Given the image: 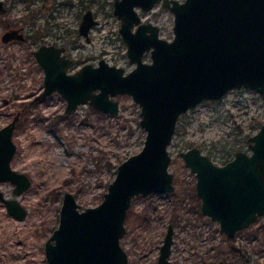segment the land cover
Listing matches in <instances>:
<instances>
[{"label":"rangeland","instance_id":"rangeland-1","mask_svg":"<svg viewBox=\"0 0 264 264\" xmlns=\"http://www.w3.org/2000/svg\"><path fill=\"white\" fill-rule=\"evenodd\" d=\"M3 2L7 14H0V129L20 114L11 168L25 174L31 185L16 197L13 185L0 184L3 196L26 210L25 219L15 221L0 202V264H47L44 244L58 225L63 194L71 193L80 210L99 205L115 177L113 166L142 149L145 133L138 124L139 108L129 96L115 99L119 103L115 117L100 116L87 106L65 115V102L57 94L35 101L42 91L43 73L31 51L43 44L64 46L74 62L70 72L99 60L125 73L134 66L117 34L113 0ZM135 10L141 22L158 27L160 38L172 40L173 17L168 10L159 5L149 12ZM86 11L96 22L88 42L78 35ZM8 28H22L26 41L2 44ZM143 61L149 62L148 54ZM262 124L264 96L254 90L229 91L222 99L202 101L179 117L168 147L174 191L132 199L120 240L127 264H157L169 225L171 264H264V217L228 239L217 223L201 215L195 178L179 157L180 152L197 148L214 164L223 165L226 160L221 155L233 141L242 139L240 151L247 152V138Z\"/></svg>","mask_w":264,"mask_h":264},{"label":"water","instance_id":"water-1","mask_svg":"<svg viewBox=\"0 0 264 264\" xmlns=\"http://www.w3.org/2000/svg\"><path fill=\"white\" fill-rule=\"evenodd\" d=\"M157 4L173 17L170 41L159 37L157 26L142 24L135 10L148 12ZM112 6L118 37L134 66L128 73L104 60L70 72L73 61L64 56L63 47L41 45L31 51L43 73L35 101L57 94L65 102V115L87 106L115 117V99L129 96L139 108L138 124L145 133L142 149L118 165L99 205L80 210L71 193L63 194L58 225L44 244L47 264H127L120 240L132 199L174 191L168 147L179 117L232 90L264 96V0H113ZM3 10L0 0V13ZM95 24L88 11L79 35L88 38ZM24 40L19 30L1 36L2 44ZM146 54L149 62L143 61ZM19 115L0 129V184L13 185L16 197L31 185L25 174L11 168ZM246 148L223 165L214 164L197 148L179 153L195 178L201 215L217 223L228 239L264 217V124L247 138ZM0 202L15 221L25 219L26 210L1 191ZM171 245L169 227L158 264H169Z\"/></svg>","mask_w":264,"mask_h":264},{"label":"flooded vegetation","instance_id":"flooded-vegetation-1","mask_svg":"<svg viewBox=\"0 0 264 264\" xmlns=\"http://www.w3.org/2000/svg\"><path fill=\"white\" fill-rule=\"evenodd\" d=\"M2 2H3V0H1ZM184 1V0H183ZM182 1V2H183ZM179 2V1H178ZM157 5H159L160 6V4H157ZM156 6V5H155ZM154 6V7H155ZM3 7H4V10H3V12H1L0 14L1 15H5V14H7V10L5 9V4H4V2H3ZM153 7V8H154ZM152 8V9H153ZM151 9V10H152ZM150 10V11H151ZM88 11H86L85 13H83V15H82V19H81V22H82V20H83V17H84V15L87 13ZM149 12V11H148ZM92 18H93V16H92ZM80 22V23H81ZM96 23V22H95ZM142 24H144L143 22H141ZM79 26H80V24H79ZM95 26V25H94ZM10 30H19V33H22L23 35H24V33H23V29L22 28H8V29H6V31L5 32H7V31H10ZM78 30H79V27H78ZM91 30V29H90ZM134 30V29H133ZM4 32V33H5ZM90 32V31H89ZM3 33V34H4ZM78 35H79V32H78ZM80 37H83V36H81V35H79ZM88 36H89V33H88ZM24 38H25V35H24ZM84 39H85V41L86 42H88V38H85V37H83ZM26 41V39L24 40V42ZM12 42H16V41H12ZM21 43H23V42H21ZM43 45H45V44H43ZM41 46V45H40ZM53 46H56V45H53ZM39 47V46H38ZM58 47H62V46H58ZM63 48H64V56H66L67 58H70L68 55H67V52H66V48L63 46ZM71 59V58H70ZM73 61V60H72ZM73 64H74V62H73ZM97 64V63H96ZM93 65V64H92ZM95 111V110H94ZM97 112V111H96ZM97 113H99V112H97ZM99 114H101V113H99ZM63 197V196H62ZM62 200V199H61ZM199 200V199H198ZM169 227H171L170 225L167 227V231H168V228ZM172 228V227H171ZM167 231H166V233H167ZM166 233H165V236H166ZM165 236H164V239H165ZM172 237H173V228H172ZM164 239H163V242H164ZM163 242H162V245H163ZM173 242V241H172ZM162 245H161V247H162ZM172 246V245H171ZM161 247L159 248V254H158V258H157V264H158V259H159V256H160V249H161ZM125 252V251H124ZM170 252H171V247H170ZM169 256H170V254H169ZM169 258V257H168ZM168 260V259H167ZM221 262H223L224 264H228V262L226 261H221ZM168 263L169 264H171V262L168 260ZM218 263H220V262H218ZM218 263H216V264H218Z\"/></svg>","mask_w":264,"mask_h":264},{"label":"trees","instance_id":"trees-1","mask_svg":"<svg viewBox=\"0 0 264 264\" xmlns=\"http://www.w3.org/2000/svg\"><path fill=\"white\" fill-rule=\"evenodd\" d=\"M100 116H102V114H99ZM242 142L243 140L242 139H239V140H236V141H233V143L230 145V147L228 148V150H225L222 155H221V158L223 161L226 160V162H228V158L231 156V155H234L236 152L240 151V148L242 147ZM246 143V142H245ZM119 162H122V160H119ZM226 162H224L223 164H225ZM113 168L115 169V174H116V169H117V165L116 166H113ZM231 241V240H230ZM230 253H232L233 255L234 254H237V252L234 250V249H231L230 250Z\"/></svg>","mask_w":264,"mask_h":264},{"label":"bare ground","instance_id":"bare-ground-1","mask_svg":"<svg viewBox=\"0 0 264 264\" xmlns=\"http://www.w3.org/2000/svg\"><path fill=\"white\" fill-rule=\"evenodd\" d=\"M21 198V197H20Z\"/></svg>","mask_w":264,"mask_h":264}]
</instances>
